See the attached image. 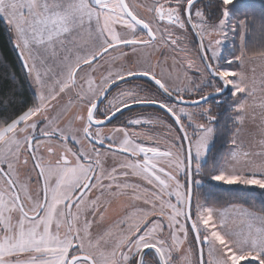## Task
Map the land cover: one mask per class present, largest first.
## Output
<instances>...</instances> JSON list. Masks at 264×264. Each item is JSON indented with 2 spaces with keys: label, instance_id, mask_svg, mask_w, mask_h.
<instances>
[{
  "label": "snow or ice",
  "instance_id": "6c2138e0",
  "mask_svg": "<svg viewBox=\"0 0 264 264\" xmlns=\"http://www.w3.org/2000/svg\"><path fill=\"white\" fill-rule=\"evenodd\" d=\"M251 7L0 0V264H264Z\"/></svg>",
  "mask_w": 264,
  "mask_h": 264
},
{
  "label": "trees",
  "instance_id": "16d2710c",
  "mask_svg": "<svg viewBox=\"0 0 264 264\" xmlns=\"http://www.w3.org/2000/svg\"><path fill=\"white\" fill-rule=\"evenodd\" d=\"M246 2L252 7L248 9V19L256 20L257 30L249 29L245 34V40L249 48L254 50H260L261 37L258 31L259 25V8L264 6V0H246ZM233 44H239L238 38L233 39ZM15 59L14 54L10 48L6 47L4 38H0V75H4L6 71L13 70V61ZM15 68H19V62L15 63Z\"/></svg>",
  "mask_w": 264,
  "mask_h": 264
},
{
  "label": "rangeland",
  "instance_id": "374dc122",
  "mask_svg": "<svg viewBox=\"0 0 264 264\" xmlns=\"http://www.w3.org/2000/svg\"><path fill=\"white\" fill-rule=\"evenodd\" d=\"M233 37L230 35L229 37V40L226 41V43L229 45V47H231L233 45ZM262 75V72H261V67L259 65L256 66V78H257V83H259V80H260V77ZM144 108L140 109V110H143ZM155 110H149L148 111V114H152L154 113ZM136 131H139L141 129L137 128L135 129ZM144 131H148L151 135H160V136H163L165 134V131L164 129L162 128H159V127H155L154 129H144ZM113 209H115L116 211L113 212V215L116 214V212L118 211H122V209L119 208V205L116 204V205H113Z\"/></svg>",
  "mask_w": 264,
  "mask_h": 264
},
{
  "label": "flooded vegetation",
  "instance_id": "af4514ba",
  "mask_svg": "<svg viewBox=\"0 0 264 264\" xmlns=\"http://www.w3.org/2000/svg\"><path fill=\"white\" fill-rule=\"evenodd\" d=\"M129 2L130 3H139L140 2V0H129ZM144 2L145 3H150L151 2V0H144ZM188 47H189V49H191L192 51L191 52H189V53H187V55H194V52H195V48H196V45L195 44H193V43H191V42H189V44H188ZM165 55H167L166 53H161V55H159V56H156L155 57V59H161V58H163V56H165ZM184 55H186V53H177V57L178 58H182ZM180 62V60L178 59L177 60V63H179ZM168 63H172V60H171V58L169 57V59H168ZM175 71L178 73V72H180V69L179 68H177V69H175ZM190 75H191V73H189ZM135 109H137V110H140V109H142V108H135ZM149 109L150 108H144L143 110H148L149 111ZM154 110V109H153ZM151 111V110H150ZM125 113H127V112H125ZM148 114V113H147ZM123 117H121L120 118V120L119 121H116V123H121L122 121H123ZM117 126H119V125H117ZM146 130L148 129V128H145Z\"/></svg>",
  "mask_w": 264,
  "mask_h": 264
},
{
  "label": "water",
  "instance_id": "95a60500",
  "mask_svg": "<svg viewBox=\"0 0 264 264\" xmlns=\"http://www.w3.org/2000/svg\"><path fill=\"white\" fill-rule=\"evenodd\" d=\"M134 108H151V106H140V105H137V106H134ZM128 110L126 109L125 112H127ZM119 115V114H118ZM115 119V118H114Z\"/></svg>",
  "mask_w": 264,
  "mask_h": 264
}]
</instances>
